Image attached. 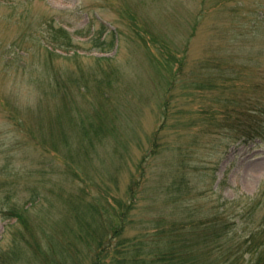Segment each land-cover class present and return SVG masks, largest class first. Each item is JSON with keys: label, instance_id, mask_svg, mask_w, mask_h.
<instances>
[{"label": "rangeland", "instance_id": "1", "mask_svg": "<svg viewBox=\"0 0 264 264\" xmlns=\"http://www.w3.org/2000/svg\"><path fill=\"white\" fill-rule=\"evenodd\" d=\"M262 11L264 0H0V96L13 101L9 108L0 100V258H4L2 251L14 249L17 243L25 252L8 264H42L47 231L54 228L58 238L66 239L70 237L65 226L71 225L81 234L78 220L68 212L64 200L69 194L90 190L106 214L132 208L125 198L131 176L134 172L140 176V164L162 122L170 66L172 69L180 57L187 56L208 71L210 66L204 64V57L223 53V46L238 35L237 40L248 37L245 46L249 51L260 54L263 50L257 60L264 70V39L253 40L252 36ZM47 18L68 30L75 49L55 51L54 56L47 52L43 23ZM259 30L264 32V22ZM113 40L115 45L111 47ZM240 48L236 41L229 51L239 52ZM232 59L240 62L238 56ZM39 75L41 80L61 75L62 81L69 75H73L72 80L77 76L87 88L82 89L81 83L61 88L57 98L42 106L37 100ZM246 77L250 82L255 73L248 69ZM102 80H114L112 87H100ZM105 88H109L107 94ZM210 91L206 90L205 97H187L181 91L173 95V107L180 109L183 122L176 124L178 115H172L163 141L168 150L148 161L149 169H145L150 182L139 195L138 206L131 210L137 219L135 225L127 227V236H137L145 224L150 227L151 218L167 216L165 221H170L174 217L180 207L172 198L177 193L173 182L182 173L180 158L188 161L184 172L188 183H194V170L200 171L192 163L203 174L204 133L202 129L185 128L186 112L216 105L214 98L219 91ZM15 105L23 108L20 113H25L24 118L12 119L11 114H20ZM59 114L69 126H73L66 120L70 115L79 122L83 120L84 128H89V118L100 117L101 122L96 123L102 125L103 134L98 138L90 130L92 137L84 136L83 140L73 129V146L81 149L77 161L69 158L68 146L49 132L57 127ZM196 136L201 137L199 157H180L174 144L179 143L185 153L196 149ZM222 145L218 149L225 152ZM219 162L217 182L226 180L220 188L226 198L256 195L264 188V139L233 144ZM201 179L203 182L194 187L204 191ZM83 220L88 221V234L102 232L90 216ZM71 237L72 251L75 247L84 254L89 250L87 244ZM91 244L95 245L93 239ZM0 262L7 264L3 259ZM86 263H91L89 257Z\"/></svg>", "mask_w": 264, "mask_h": 264}, {"label": "trees", "instance_id": "2", "mask_svg": "<svg viewBox=\"0 0 264 264\" xmlns=\"http://www.w3.org/2000/svg\"><path fill=\"white\" fill-rule=\"evenodd\" d=\"M204 17H206L205 11ZM55 22V19L48 18L43 22L46 26L44 39L48 42L45 49L52 56L55 51L68 53L76 48L68 30L57 27ZM263 22L264 11L259 14V21L254 26L256 32L252 35L253 40L264 39V32L259 30ZM236 38L228 46H223L225 48L223 53H212L211 56L204 57V64L210 66L208 71H204L198 60L193 61L187 56L185 59L180 57L179 64L177 66L174 64L172 69L169 65L171 78L161 112L163 119L160 126L155 129L151 148L140 164L142 167L140 176L137 177L135 172L131 176L132 182L125 198L127 205L132 208L106 214L101 201L91 197L90 190L84 189L80 193L69 194L64 199L69 207L68 212L75 215L80 226L79 230L82 232L79 234L77 227L65 226L66 236L70 238L60 239L56 236L54 228L47 231L45 242L42 243V264H87L86 257H89L90 264H264V188L256 195L240 194L232 199L226 198L220 191L221 185L226 180L218 183L216 175L219 158L227 153L233 144L264 139V104H262L264 70L257 60L263 50H260V54L249 51L245 46V42L249 41L248 37L243 36L240 40ZM236 41H239L242 48L239 52L229 51V46L233 47ZM110 45L113 47L115 41H111ZM236 56L240 62L232 59ZM246 58L249 62H244ZM158 68L161 71V67ZM248 69L255 73V77L250 82L245 80ZM72 78L73 75H69L62 81L61 75H51L42 77L41 80L40 75L36 76L40 90L37 100L42 102V106L43 102L46 105L50 104V100L57 98L61 88L68 89L81 83V79L77 76L74 80ZM113 82L114 80H102L99 85L100 87L107 85L111 88ZM81 88L85 89L87 85L82 82ZM109 88L104 89L106 94ZM208 89L211 93L219 91L214 98L216 105L209 108L204 105V109L189 108L186 112L188 123L185 126L188 129L203 130V174L201 168L192 163L200 171L194 170L196 175L191 176L194 183L190 181L188 183L184 173L188 161L180 158L178 166L182 173L173 182L177 193L172 197L178 204L180 203V207L174 211V217L170 221H165L167 216L151 218L148 222L150 227H146L145 224L137 231V236H127V227L135 225L137 219L133 217L135 214L131 210L138 206L139 195L146 191L150 182L148 161L151 159L154 161L168 150V144L163 141L167 131L170 130L172 115H178L176 124L183 122L182 112L173 107V95L181 91L187 97H198L202 94L205 97ZM0 100L6 107L11 108L10 102H13L11 98L2 95ZM217 101L223 102L222 105H218ZM29 106L26 105L28 109L31 108ZM15 108L19 113L23 110L19 105H15ZM195 110L198 111L194 112ZM194 113L199 117H194L192 115ZM21 116L24 118L25 113L11 114L13 120ZM61 116L59 114L56 121L57 127L49 129V132L51 135L55 133L54 138L61 139L68 146L69 158L72 156L77 161L81 149L73 146V129L78 130L83 140H85L84 136L92 137L90 130L93 136L98 138L103 134L102 125L96 123L101 122L100 117L98 115L97 119L89 118V128H84L83 120L79 122L70 115L66 120L72 121L73 126H69L64 123ZM222 142L225 152L218 149ZM194 146L196 149L191 148L184 153L179 143L174 144V148L180 152L178 154L180 157L194 155V158H198L199 150L202 148L200 136L195 137ZM146 167L148 169H145ZM201 178H204V191L197 186L194 187L199 181L203 182ZM187 184L193 185L191 187ZM85 216H90L93 222H97L98 230L102 231L99 235L93 236L92 233H87L89 227H85L88 224L87 220H83ZM71 235L74 236L75 241L87 244L89 250L85 254L84 251H77L76 247L72 251ZM92 239L95 242L93 246ZM18 245L14 243L16 246L14 249L2 251L4 258L0 259L7 264L16 262L25 252L23 248L21 251ZM75 253L78 255H74Z\"/></svg>", "mask_w": 264, "mask_h": 264}]
</instances>
